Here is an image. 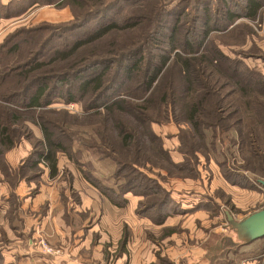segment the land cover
Instances as JSON below:
<instances>
[{
    "label": "rangeland",
    "instance_id": "1",
    "mask_svg": "<svg viewBox=\"0 0 264 264\" xmlns=\"http://www.w3.org/2000/svg\"><path fill=\"white\" fill-rule=\"evenodd\" d=\"M49 1L59 5L48 4ZM93 1L86 0L83 6L75 7L66 0H0V50L8 41L11 43L6 48L10 49L13 44L18 46L16 52L2 49L0 67L23 64L28 59L37 58L40 49L48 56L62 38H67L70 43L75 34L83 32L100 19L96 17L90 20L82 29H72L73 24L78 22L76 16L88 12ZM107 1L110 0H100V3ZM207 1L195 0L191 2V7L190 3L186 5L191 12L194 7L202 8V3ZM227 1L233 10L243 5V0ZM120 3L119 6L124 4ZM221 5V0H212V18L220 14ZM116 11L117 5L114 4L108 13L101 15L113 16ZM197 13L202 16L201 9ZM123 14H146L153 20L145 21L141 17L140 25L112 31L100 39L95 48L89 47L92 44L87 45L78 55L86 58L110 57L132 48L144 40L157 20L153 11L149 13L133 9L129 12L124 9ZM167 22L170 19L164 17L162 23ZM189 23L190 20L183 27ZM181 27L177 33L179 44L184 49L182 41L185 35ZM196 27L200 31L201 24L197 23ZM166 32V29H162L157 35L165 47L168 44L162 36ZM150 48L147 45L145 51L154 52ZM200 50L211 56L222 52L229 61L241 62L249 71L257 74L255 76L264 77V3L255 18L241 17L226 30L211 31ZM57 65L55 73L71 69L68 62L59 61ZM216 68L209 75L212 87L216 89L218 86L215 99L227 105L239 101L238 93L234 94L239 86L233 78L223 75L225 70ZM239 72L240 69L236 73ZM227 73H231L230 70ZM16 83L17 80L12 79L5 87L19 88L20 85ZM159 83L162 87L156 88ZM172 89L176 93L182 91L184 81L179 66L170 60L151 95L155 100L162 92L168 94ZM257 99L264 104V95H258ZM3 105L0 104V116ZM153 106L160 109L158 101ZM83 115L79 103L56 101L43 110L22 113L17 125L12 126L10 133L17 141L10 150L0 154V186L4 187L0 192L3 197L0 204V264L5 263L3 253L9 256L12 252L17 253L15 250L28 251L27 248L38 258L56 260L59 264H65L66 257L74 264H133V259L136 264H264V237L248 244L241 242L230 229L224 214L227 211L235 220H240L264 207V193L255 197L253 192L258 188L251 180L254 176L245 170L234 169V166L244 165L242 156L248 149L240 147L236 113L228 116L227 126H216L208 131L209 135L206 133L207 155L195 151L201 146L199 140L188 137L187 125L179 117L176 121L170 109L167 114L160 110L153 113L152 117L156 120L151 122V129L160 138L163 149L176 167L168 165L165 156L157 150V143L149 141L141 128L124 113H115L109 119L102 118L105 114H101V118ZM241 115L255 116L246 112ZM41 116L46 119L49 131L60 138L63 145L71 146L66 152L55 151L57 173L54 176H50L45 160L37 162V152H44L41 147L43 135L32 118L40 122ZM66 116L70 118L69 123L62 119ZM116 119L124 120L126 128L138 130L139 142L144 140L141 145L131 141L128 147H124L116 140L114 147L105 145L107 138L116 139L113 128ZM247 133L248 129L242 128V137ZM186 150L191 152L185 155L183 152ZM108 155L117 158L118 162L129 163V166H136L131 163L137 164L136 167L141 166L138 167L143 173L141 175L148 180L143 182L141 176L133 175V167L117 163ZM231 170L238 172L236 184L227 181L226 176ZM126 180L137 190H142L145 183L146 195L127 192L120 198L115 197L118 188L127 184ZM91 181L111 191L103 194L101 188L91 184ZM173 194L181 195L186 200H198L201 207L199 214L208 213L204 224L198 216L188 220L189 223L193 221L196 228L181 227L183 222L164 227L153 222L150 230H142L139 223L130 225L132 214L137 218L149 217L156 221L166 211L178 210L181 205L171 197ZM109 196L114 202L123 199L125 202L116 205ZM165 198L168 201L161 206ZM161 219L163 223L165 220ZM63 226L68 231H75L74 236L65 237ZM116 229H121V237L115 241L113 234ZM166 229H171L172 233L165 235L169 233ZM123 236L126 238L124 250L120 249ZM97 254H101V258L95 257Z\"/></svg>",
    "mask_w": 264,
    "mask_h": 264
},
{
    "label": "trees",
    "instance_id": "2",
    "mask_svg": "<svg viewBox=\"0 0 264 264\" xmlns=\"http://www.w3.org/2000/svg\"><path fill=\"white\" fill-rule=\"evenodd\" d=\"M66 1L77 7V5L83 6L86 0ZM164 1L166 3H162L160 0H110L103 4L100 3V0L93 1L94 4L88 8V12L82 16H76L78 22L73 24L74 28L72 29H82L87 26L90 20L96 17H100V19L83 32L75 34L76 36L70 43H68L67 38H62L58 41L55 50L48 56L45 51L40 49L37 52V58L28 59L23 64L0 67V104H4L2 116H0V154L5 150H10L15 145L17 139L10 132L12 126H16L17 121L21 119L22 113L33 110L40 111L59 101L65 104L79 103L84 117H94L95 115L100 117L101 114H105L102 118L109 119L115 113L119 115L124 113L141 128V132L147 136L149 141L157 143V150L165 156L168 165L176 167L169 154L163 149L160 138L151 129V122L156 120L152 117L153 113L160 110L166 111L167 114L170 109L176 121L179 117L187 125L188 137H196L199 140L201 146H198L195 151L204 155H207L205 153V140L208 131L216 128V126H227L226 119L228 116L236 113L238 118L235 123L240 133V147L248 149L243 152L244 165L234 166V169L251 173L254 176L251 180L255 184H257V179H264V104H261L257 99L258 95H264V77L255 76L257 74L249 71L241 62L229 61V58L222 52L218 51L211 56L200 50L211 31L226 30L241 17L255 18L264 0H243V5L241 4L239 9L234 10L230 8V3L227 0H221V11L216 18L211 17L212 0L202 3V8L194 7L191 12H189V6L186 4L190 3L191 7V2H195V0ZM120 2L124 4L119 6ZM47 3L53 4L54 2L49 1ZM114 4L117 5L118 11L113 16L101 15L103 12L108 13V9ZM54 5L59 4L54 3ZM124 9L129 10V12L133 9L149 13L154 12L157 19L156 23L154 22V27L150 29L144 40L132 48L112 54L110 57L86 58L79 56L78 53L82 48L91 44L89 47L95 48L96 43L112 31L136 27L142 22V19H139L141 17L145 21L153 20V17L146 16V14H128L125 16L123 14ZM199 9L202 11V16L197 13ZM6 16L9 17V14ZM164 17L170 19V22L162 23ZM189 20L190 23L183 27L185 22H189ZM169 23H171L170 26H168ZM197 23L201 24L200 31L196 27ZM181 26L183 27L182 33L185 35L182 42L186 50L182 49L178 40L177 32ZM162 29L167 31L162 36L167 41V47L163 46V41L157 37ZM10 43L8 41L1 46L0 54L3 48L10 52L18 50L16 44H13L10 49L6 48ZM147 45L154 52L145 51ZM79 59H81L80 62L74 64ZM170 60L180 68L184 89L178 93L174 91L175 89L169 91L168 94L162 92L161 96L154 100V95L151 93ZM59 61L68 62L71 69L55 73ZM216 67L225 70L223 75L227 78H233L236 85L239 86L236 89L237 92H234V94L238 93L239 101L227 105L223 104L221 100L215 99L214 95L218 86L216 89L212 87L209 75L217 69ZM239 69L241 72L237 74ZM229 70L231 73H227ZM221 73L223 72L221 71ZM12 79L17 80L16 84L20 85L19 88H15L17 90L12 88L13 86L5 87ZM158 86L161 84L159 83L156 88ZM164 88L165 86H163ZM155 101L160 104V109L153 106ZM243 112L246 114L253 113L255 116L242 117L241 113ZM61 113L67 115L66 112L62 111ZM222 115L226 116L223 117ZM62 119L65 123L70 122V118L67 116ZM32 121L38 125L43 135L41 147L44 148V152L43 150L37 152V162L45 160L50 176H54L57 173L55 151L66 152L71 146L68 148V146L63 145L62 140L49 131L47 121L42 116L40 122H35L33 118ZM244 127L248 129V133L247 136L243 135L242 137V128ZM113 128L116 132V139L107 138L106 146L114 147L115 140L124 147H128V143L131 141L138 145L140 133L136 128L129 127L128 129L124 120L117 119L114 120ZM181 139L183 141V137ZM142 141L144 140H140L139 145ZM190 152L191 150L189 152L186 150L183 153L186 155ZM108 156L117 163L130 168L133 167L131 170L133 175L141 176L140 179H144L143 182L148 180L141 175L142 172L139 170L141 166L138 168L135 163L131 164L136 166H129V163L118 162L117 158ZM71 160L78 164L76 160ZM237 170L230 171L229 175L226 176L227 181L233 184L238 182ZM84 177L90 181L86 176ZM126 181L127 184L119 187L115 192V197L120 198L127 192L146 195L147 186L145 183L142 184V190H137L132 184H129L128 180ZM91 184L101 188L103 194L111 191L103 189L98 183L92 182ZM109 199L113 200L112 202L116 205L125 202L124 199L120 202H114L110 196ZM167 201V198L163 199L162 203L160 202L161 206H164ZM175 211L178 210L166 211L161 218L175 213ZM161 218L153 222L160 224L163 220ZM166 232L169 233L165 235H169L172 230L166 229ZM125 243L126 238L124 237L120 241V249L124 250Z\"/></svg>",
    "mask_w": 264,
    "mask_h": 264
},
{
    "label": "crops",
    "instance_id": "3",
    "mask_svg": "<svg viewBox=\"0 0 264 264\" xmlns=\"http://www.w3.org/2000/svg\"><path fill=\"white\" fill-rule=\"evenodd\" d=\"M0 189H1L0 190V192H1L4 189V187L0 186ZM253 192L256 194L255 197H259L260 195L262 196L264 193L262 188H259V187L257 188V190H255ZM175 195H178V194H175ZM175 195L173 194L171 197H174V199H176L175 201L180 203L181 206L178 208V211H175V213H172V214L165 216L164 217L165 221L163 222L164 224L161 222L160 225L162 227H164L166 225H177L178 223L183 222L182 224H180L181 227L185 226V227H189V228H196L195 223L193 221H192V223H189L188 220H190L192 218L195 219L198 216H200V218L204 224L205 220L208 218V213L202 212L201 214H199L201 207H200L198 200H186V199L181 198V195H178V196H175ZM177 197H179V199ZM2 198H3L2 193H0V204L3 202ZM22 208H23V206H22ZM224 214H225V212H224ZM130 218H131L130 225L136 226V224L139 223L142 230H150L152 225H153V221L149 217L137 218L135 215L132 214V216H130ZM212 222H214V220ZM57 223H58V225H60L59 220ZM187 223H189V224H187ZM66 228H67L66 226H63V229H64L63 235L65 237L74 236L75 231L74 232H73V230L68 231ZM134 231H136V230L134 229ZM90 233H92V230ZM145 235H146V237L147 236L149 237V234L145 233ZM134 236H135V233H134ZM85 237L88 240V237H89L88 233H86ZM120 237H121V229H116L115 233L113 234V239H115V241H116V240L120 239ZM27 250L28 251L24 250L25 252L15 250L17 253L12 252L11 254H9V256H7L6 254L3 253V256L5 258L4 264H59V262L56 260L55 261H47V260L38 258L37 256H35L34 254H32L30 252V249L27 248ZM95 257L101 258V254L95 255ZM135 261L136 260L133 259V264H136ZM64 263L65 264H74L73 262L69 261L68 257L64 258Z\"/></svg>",
    "mask_w": 264,
    "mask_h": 264
},
{
    "label": "water",
    "instance_id": "4",
    "mask_svg": "<svg viewBox=\"0 0 264 264\" xmlns=\"http://www.w3.org/2000/svg\"><path fill=\"white\" fill-rule=\"evenodd\" d=\"M257 185L264 189V179H257ZM230 229L244 243H250L264 237V207L240 220H235L229 212H225Z\"/></svg>",
    "mask_w": 264,
    "mask_h": 264
}]
</instances>
